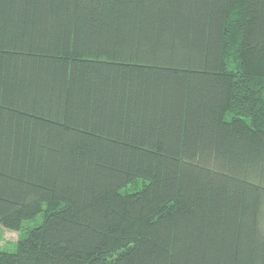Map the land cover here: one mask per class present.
I'll return each mask as SVG.
<instances>
[{
	"label": "trees",
	"instance_id": "1",
	"mask_svg": "<svg viewBox=\"0 0 264 264\" xmlns=\"http://www.w3.org/2000/svg\"><path fill=\"white\" fill-rule=\"evenodd\" d=\"M0 224V264H264V0H0Z\"/></svg>",
	"mask_w": 264,
	"mask_h": 264
},
{
	"label": "rangeland",
	"instance_id": "2",
	"mask_svg": "<svg viewBox=\"0 0 264 264\" xmlns=\"http://www.w3.org/2000/svg\"><path fill=\"white\" fill-rule=\"evenodd\" d=\"M22 233L7 230L0 224V250L14 252Z\"/></svg>",
	"mask_w": 264,
	"mask_h": 264
}]
</instances>
